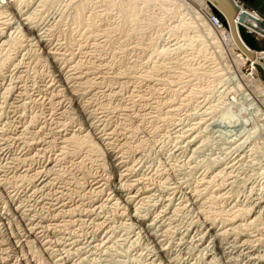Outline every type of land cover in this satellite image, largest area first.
<instances>
[{
	"label": "rangeland",
	"instance_id": "rangeland-1",
	"mask_svg": "<svg viewBox=\"0 0 264 264\" xmlns=\"http://www.w3.org/2000/svg\"><path fill=\"white\" fill-rule=\"evenodd\" d=\"M207 4L0 0V264L264 263V69Z\"/></svg>",
	"mask_w": 264,
	"mask_h": 264
},
{
	"label": "bare ground",
	"instance_id": "bare-ground-1",
	"mask_svg": "<svg viewBox=\"0 0 264 264\" xmlns=\"http://www.w3.org/2000/svg\"><path fill=\"white\" fill-rule=\"evenodd\" d=\"M12 1V0H11ZM204 4H206V1H208V4H207V7L206 8H210L211 10H212V8H211V3H213L214 5H216L217 7H219L220 9H222L217 3H215L213 0H201ZM235 1V4H237V6L239 7V10H247V12L250 14V15H252V17L254 18V19H249V22L248 23H250L251 25H253L254 27H259L263 32H264V24L262 23V18H260L258 15H256L255 13H253V12H251L249 9H247V8H245L241 3H240V0H234ZM6 2V1H5ZM3 3V2H2ZM202 4V3H201ZM20 5V4H19ZM18 6V5H17ZM205 10H207V9H205ZM20 12V11H19ZM196 14H198V12H196ZM203 14H204V18L205 19H203V20H205L203 23H200L202 26L203 25H206L207 27H208V29H209V36H210V39H211V43H214L215 45V47L216 48H218L219 49V51L221 52L220 54H223L224 52L226 53V52H228V53H235L236 52V50H238L239 49V51H240V55H237L236 54V56H234L235 57V59H234V61H236V64H238V65H242V63H244L245 61H251V66L253 67V71L254 72H256V70H258V66H261L263 69H264V57H261V54H260V51L259 50H256V49H254V48H252V47H250L247 43H246V41L243 39V37H242V35H241V33H240V31H239V25H240V21L238 20V17H235L232 21H228L227 19H226V23L229 25L230 24V34L228 35V36H226L225 35V32L226 31H217L214 27H213V25L209 22V21H207V17L205 16V11L203 12ZM219 14H221V13H219ZM221 15H223V14H221ZM198 16V15H197ZM29 17H31V16H29ZM197 18V17H196ZM29 20V19H28ZM193 20V19H192ZM31 22V21H30ZM27 24V23H26ZM23 25V24H22ZM195 25H193V28H195L194 27ZM23 27V26H22ZM21 27V28H22ZM192 27V26H191ZM199 28V26H196V28ZM204 28H205V26H204ZM19 29V28H18ZM28 29L30 30V28L28 27ZM195 30V29H194ZM204 31V30H203ZM212 31H216L217 33H218V35L215 33V35L214 34H212ZM27 32V31H26ZM29 32H31V31H29ZM28 32V33H29ZM201 32V31H200ZM208 33V32H207ZM26 34V33H25ZM202 36V35H201ZM206 36V35H205ZM217 36H220V38L219 37H217ZM263 36H264V34H263ZM204 37V36H203ZM19 38V37H18ZM206 41H208L209 42V40H206ZM208 47V46H207ZM214 48V47H213ZM261 50H264V49H261ZM204 51V50H203ZM214 51V50H213ZM218 52V51H217ZM223 52V53H222ZM214 53V52H213ZM264 53V52H263ZM203 54V53H202ZM264 55V54H263ZM217 56V55H216ZM222 56V55H221ZM16 66V65H15ZM237 71H239V73L241 74V68H238L237 69ZM254 72H253V74H254ZM242 77H244L245 78V75H243L242 74ZM256 78V77H255ZM246 79L249 81V83H251L252 84V86H254L256 89H258V90H260V92H261V95L259 96V97H262V99L264 98V84L263 83H259L258 82V80L256 81L255 79H254V77L253 76H250V77H247L246 76ZM254 79V80H253ZM261 82V81H260ZM245 84H247V83H245ZM11 92V91H10ZM76 94V93H75ZM75 96V95H74ZM264 100V99H263ZM26 132V131H25ZM77 138V137H76ZM192 140V139H191ZM74 141V140H73ZM91 142V141H90ZM189 142H191V141H189ZM196 142V141H195ZM92 143H94V142H92ZM88 144V143H87ZM78 145V144H77ZM93 145V144H92ZM97 145H99V144H97ZM97 145H93V146H95V147H97ZM191 145H192V143H191ZM101 146V145H100ZM190 146V145H189ZM87 147V146H86ZM99 147V146H98ZM131 148V147H130ZM103 151V150H102ZM110 152H111V150H110ZM63 154V153H62ZM111 154V153H110ZM109 155V154H108ZM110 156V155H109ZM112 156H114V154H112ZM111 156V157H112ZM118 158L117 157H115V159L114 160H117ZM115 162V161H114ZM233 162V161H232ZM122 162H117V163H115L114 164V169L116 170V169H121V167H123V166H119L120 164H121ZM234 163V162H233ZM230 164V163H229ZM105 165V164H104ZM72 166V165H71ZM229 173V172H228ZM34 174V173H33ZM40 175V174H39ZM121 175H122V173H121ZM124 175V174H123ZM19 176V175H18ZM115 177V176H114ZM230 178V177H229ZM141 180V179H140ZM224 181V180H223ZM1 182V181H0ZM14 182V181H13ZM53 182V181H52ZM235 183V182H234ZM46 184V183H45ZM44 184V185H45ZM127 184V183H126ZM122 185V184H121ZM124 186H125V184H123ZM31 186V185H30ZM34 186V185H33ZM117 186V185H116ZM124 186H122V187H118L119 188V192L121 193L122 191H124ZM133 186H135V185H133L132 183H130V184H127L126 185V189L128 190V189H130V192H132L133 190H132V187ZM46 187V186H45ZM84 187V186H83ZM153 188V187H152ZM18 189V188H17ZM20 190V189H19ZM40 190V189H39ZM43 191V190H42ZM55 191V190H54ZM200 191V190H199ZM220 191V190H219ZM57 193V192H56ZM134 193V192H133ZM225 193V192H224ZM229 193V192H228ZM16 194V193H15ZM26 194V193H25ZM52 194V193H51ZM54 194V193H53ZM259 194V193H258ZM64 195V194H63ZM131 195V196H130ZM125 200L127 201V203H128V205H129V201H131L132 200V198L134 199V195H132V194H130ZM57 196V195H56ZM121 196H122V194H121ZM125 196V195H124ZM9 197V196H8ZM69 197V196H68ZM100 197V196H99ZM48 198H50V197H48ZM61 198V197H60ZM230 198V197H229ZM70 199V198H69ZM262 199H263V196H262ZM36 200V199H35ZM60 200V199H59ZM59 200H58V202H59ZM258 200H260V199H258ZM47 201V200H46ZM125 201V202H126ZM261 201H263V200H261ZM45 202V201H44ZM57 202V203H58ZM62 202V201H61ZM125 202H123V203H125ZM132 202V201H131ZM221 202V201H220ZM255 202V201H254ZM20 203V202H19ZM29 203V202H28ZM41 203V202H40ZM67 203H69V202H67ZM74 203V202H73ZM76 203V202H75ZM81 203V202H80ZM218 203V202H217ZM261 202L259 201V203H258V201H257V204L259 205V207H260V204ZM4 204V203H3ZM14 204V203H13ZM51 204V203H50ZM53 204H55V203H53ZM126 204V203H125ZM255 204V203H254ZM26 205V204H25ZM83 205V204H82ZM127 205V206H128ZM7 206V205H6ZM126 206V205H125ZM264 206V205H263ZM110 207V206H109ZM131 207V206H130ZM176 207V206H175ZM262 207V206H261ZM8 208V207H7ZM69 208V207H68ZM77 208V207H76ZM129 208V207H128ZM13 210V209H12ZM35 210V209H34ZM70 210V209H69ZM74 210H76V209H74ZM82 210V209H81ZM205 210V209H204ZM27 211V210H26ZM64 211V210H63ZM67 211V210H66ZM71 211H73V210H71ZM70 211V212H71ZM20 212V209H19V207H16V208H14V213H16V214H18V215H15V216H17L18 218H22L21 220H18V221H20L21 222V225H22V221H24L23 219L25 218L26 219V217H25V215H23L22 213V216H21V214L19 213ZM65 212V211H64ZM63 212V213H64ZM76 213H77V211H76ZM2 214V213H1ZM9 214H12V211H11V213H9ZM9 214H8V212H4L3 214H2V216H1V219H0V221L2 222L1 223V225H3L4 224V226L6 225L7 227H8V229L10 228V230H12L11 232H13V234L12 235H17L16 237H17V239L19 238V234L18 233H15V231H18V229H19V227H18V229H14V228H11V225H13L12 224V222H11V219H12V217H11V219H10V217H9ZM25 214V213H24ZM34 214V213H33ZM77 214H79V213H77ZM42 215V214H41ZM46 215V214H45ZM83 215V214H82ZM96 215V214H95ZM114 215V214H113ZM242 215V214H241ZM11 216V215H10ZM24 217V218H23ZM66 217V216H65ZM70 217H71V214H70ZM73 217V216H72ZM159 217V216H158ZM165 217H166V215H165ZM168 217V216H167ZM33 218V217H32ZM45 218V217H44ZM43 218V219H44ZM64 218V217H63ZM169 218V217H168ZM39 219V218H38ZM38 219H37V221H38ZM116 219V218H115ZM27 221L28 220H30V222H28L27 224H26V226L22 229V231L24 230H26V232L23 234V235H25L26 236V242L24 243V244H26V246H28V247H30V248H32L33 247V239L32 240H30V238H31V234L33 235V231H34V226H33V223L35 224V222L33 221H31V219H26ZM33 220V219H32ZM50 220V219H49ZM13 221V220H12ZM15 221V220H14ZM17 221V220H16ZM36 221V220H35ZM42 221V220H41ZM62 221V220H61ZM246 221V220H245ZM19 223V222H18ZM37 223V222H36ZM40 223V222H39ZM48 223V222H47ZM55 223V222H54ZM142 223V222H141ZM143 223H144V221H143ZM146 223V222H145ZM144 223V224H145ZM64 224V223H63ZM162 224V223H161ZM165 224V223H164ZM230 224V223H229ZM61 225V224H60ZM148 225V224H147ZM194 225V224H193ZM3 226V227H4ZM17 226V225H16ZM151 226V225H150ZM163 226V225H162ZM232 226V225H231ZM14 227V226H13ZM22 227V226H21ZM36 227V226H35ZM43 227V226H42ZM56 227V226H55ZM55 227L53 228V229H55ZM57 227H59V226H57ZM88 228V227H87ZM147 228V227H146ZM151 228V227H150ZM150 228H148V229H150ZM4 229V228H3ZM6 229V228H5ZM51 229V228H50ZM47 230V229H46ZM76 230V229H75ZM177 230V229H176ZM235 230V229H234ZM8 231V230H7ZM21 231V230H20ZM48 231V230H47ZM149 231V230H148ZM64 232V231H63ZM65 232H67V231H65ZM223 232V231H222ZM69 233V232H68ZM73 233V232H72ZM154 233V232H153ZM220 233V232H219ZM8 234H9V232H8ZM38 234V233H37ZM47 234V233H46ZM66 234V233H65ZM86 234V233H85ZM150 234V233H149ZM11 235V236H12ZM51 235V234H50ZM70 235V234H69ZM72 235H74L75 236V234H72ZM153 235V234H152ZM155 235V234H154ZM229 235V234H228ZM22 236V235H21ZM40 236V235H39ZM43 236V235H42ZM77 236V235H76ZM93 236V235H92ZM14 237V236H13ZM38 237V236H37ZM69 237V236H68ZM153 237V236H152ZM158 237H160V236H158ZM158 237H157V239H156V244L158 245V247H159V249L161 250V252H164V248H163V243L161 242V240L163 239V238H160V239H158ZM237 237V236H236ZM21 238V237H20ZM25 238V237H24ZM75 238V237H74ZM110 239V238H109ZM201 239V238H200ZM216 239V238H215ZM224 239V238H223ZM3 240V239H2ZM4 240H7V239H4ZM23 240V239H22ZM40 240V239H39ZM45 240H46V237H45ZM55 240V239H54ZM71 240V239H70ZM73 240V239H72ZM76 240V239H75ZM199 240V239H198ZM52 241V240H51ZM155 241V240H154ZM1 242V241H0ZM23 242V241H22ZM49 242V241H48ZM73 242V241H72ZM79 242V241H78ZM249 242V241H248ZM257 242V241H256ZM21 243V242H20ZM64 243V242H63ZM68 243H70L71 244V242H68ZM75 243H76V241H75ZM22 244V243H21ZM55 244V243H54ZM53 244V245H54ZM73 244H74V242H73ZM23 245V244H22ZM35 245V244H34ZM36 245H37V243H36ZM64 245H65V243H64ZM87 245V244H86ZM104 245V244H103ZM156 245V246H157ZM224 245V244H223ZM232 245V244H231ZM24 246V245H23ZM45 246V245H44ZM155 246V247H156ZM35 248L37 247V246H34ZM39 247V246H38ZM37 247V248H38ZM46 247V246H45ZM220 247V246H219ZM254 247V246H253ZM22 248H24V247H22ZM29 248V249H30ZM54 248V247H53ZM157 248V247H156ZM221 248V247H220ZM223 248V247H222ZM25 249V248H24ZM29 249H27V250H29ZM46 250H47V247L45 248ZM243 249V248H242ZM49 250V249H48ZM48 250H47V252H48ZM53 250V249H52ZM55 250V249H54ZM63 250V249H62ZM65 250H67V249H64V251H63V253L65 252ZM225 250V249H224ZM224 250H223V252H224ZM247 250V249H246ZM21 251V250H20ZM43 251V250H42ZM56 251V250H55ZM221 251V250H220ZM226 251V250H225ZM3 252V251H2ZM6 252V251H5ZM31 252V251H30ZM43 252H45V251H43ZM46 252V253H47ZM51 252V251H50ZM60 253H62V252H60ZM9 254V253H8ZM28 254V253H27ZM26 254V255H27ZM35 254V253H34ZM41 254V253H40ZM52 254H55L54 252L52 253ZM90 254V253H89ZM244 254V253H243ZM253 254H255V253H253L252 251H250V252H248V254L247 255H249L248 257H249V259H253V260H255L257 257H254V255ZM257 254V253H256ZM255 254V255H256ZM13 255V254H12ZM58 255V254H57ZM61 255V254H60ZM259 255V254H258ZM257 255V256H258ZM52 256V255H51ZM213 256V255H212ZM29 257V256H28ZM54 258H55V256H53ZM64 257V256H63ZM62 257V258H63ZM68 257V256H67ZM163 257V256H162ZM258 257H260V256H258ZM165 258V257H164ZM27 259V261H25L26 262V264H33L32 262H31V260H29L28 258H26ZM25 259V260H26ZM39 259V258H38ZM52 259V258H51ZM56 259V258H55ZM260 259V258H259ZM259 259L257 260L258 261V263H260L259 262ZM0 260H2V259H0ZM40 260V259H39ZM38 260V261H39ZM42 260V259H41ZM45 260V259H44ZM49 260H50V258H49ZM59 260H60V258H59ZM67 260V259H66ZM158 260V259H157ZM166 260V259H165ZM250 260V261H251ZM58 261V260H57ZM57 261H56V263L55 264H57ZM23 262H24V260H23ZM36 262V261H35ZM50 262V261H49ZM63 262V261H62ZM69 262V261H68ZM167 262L169 263V264H176V263H174V261H168L167 260ZM214 262V261H213ZM38 263V262H37ZM36 263V264H37ZM40 263V262H39ZM178 263V262H177ZM228 263V262H227ZM5 264V263H4ZM9 264V263H8ZM41 264V263H40ZM53 264V263H52ZM262 264V263H261ZM264 264V263H263Z\"/></svg>",
	"mask_w": 264,
	"mask_h": 264
},
{
	"label": "water",
	"instance_id": "water-1",
	"mask_svg": "<svg viewBox=\"0 0 264 264\" xmlns=\"http://www.w3.org/2000/svg\"><path fill=\"white\" fill-rule=\"evenodd\" d=\"M215 3H217L222 9L211 3V8L213 12L215 13H221L223 16L228 20L232 21L235 17H238V20L240 21L239 25V31L243 37V39L246 41V43L260 51L261 57H264V50H261V48L258 46L254 33H258L259 35L264 34V32L259 27H254L249 22V19H254L252 15H250L247 10H239V7L237 4H235L234 0H213ZM246 1V0H244ZM264 24V21H262Z\"/></svg>",
	"mask_w": 264,
	"mask_h": 264
},
{
	"label": "crops",
	"instance_id": "crops-1",
	"mask_svg": "<svg viewBox=\"0 0 264 264\" xmlns=\"http://www.w3.org/2000/svg\"><path fill=\"white\" fill-rule=\"evenodd\" d=\"M240 3L245 8L249 9L251 12L255 13L260 18H262L261 20L264 21V0H246V1L240 0ZM254 36H255L258 46L261 49H264V46L261 45V43L259 42V40L264 37H262V35L255 34V33H254Z\"/></svg>",
	"mask_w": 264,
	"mask_h": 264
},
{
	"label": "built area",
	"instance_id": "built-area-1",
	"mask_svg": "<svg viewBox=\"0 0 264 264\" xmlns=\"http://www.w3.org/2000/svg\"><path fill=\"white\" fill-rule=\"evenodd\" d=\"M210 11L211 12L208 13L205 12L207 21H209L217 31H226L225 35L228 36L230 34L231 28L230 24L228 25L226 23V18L219 13L213 12L211 9Z\"/></svg>",
	"mask_w": 264,
	"mask_h": 264
}]
</instances>
